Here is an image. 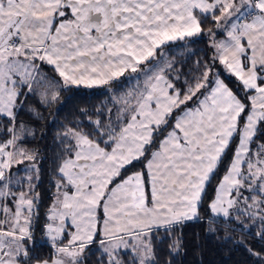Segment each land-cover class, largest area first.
<instances>
[{
  "label": "snow or ice",
  "instance_id": "6c2138e0",
  "mask_svg": "<svg viewBox=\"0 0 264 264\" xmlns=\"http://www.w3.org/2000/svg\"><path fill=\"white\" fill-rule=\"evenodd\" d=\"M209 20L223 39L204 28ZM204 34L211 63L180 71L166 48ZM70 86H107L111 107L60 134L44 233L51 253L42 257L33 245L37 156L24 147L32 133L17 114L29 95L51 106ZM259 125L264 0H0V264H85L89 254L96 264H158L161 232L199 219L232 144L207 223L222 217L243 226V216L259 222L264 239ZM135 162L144 168L130 172ZM172 241L175 250L180 241ZM249 252L264 264V254Z\"/></svg>",
  "mask_w": 264,
  "mask_h": 264
},
{
  "label": "trees",
  "instance_id": "16d2710c",
  "mask_svg": "<svg viewBox=\"0 0 264 264\" xmlns=\"http://www.w3.org/2000/svg\"><path fill=\"white\" fill-rule=\"evenodd\" d=\"M204 28H212L213 31H216V39L224 37L216 30L211 20L204 25ZM211 44L212 38L204 34L192 38L186 46L184 42L179 41L170 44L165 51L170 59L175 60L180 71L185 72L193 69L197 61L211 63L209 60L213 55ZM44 71L49 77H56V73L51 71L50 67H46ZM123 79L121 78V81ZM229 86L231 87L232 84L230 83ZM111 87L123 90L117 83ZM106 88L107 86L92 89L83 86H70L60 92L59 101L51 106L42 105L36 95H29L18 111L17 125L23 123L25 128L32 133L26 135L24 147L36 153L35 163L39 168L36 191L39 193L40 199L37 204V216L33 231V245L38 256L47 257L51 253V247L44 233L45 224L48 222L46 213L55 193L56 170L60 158L64 154V143L60 134L68 127L78 124L86 125L85 113L95 119V110L102 109V106L109 102ZM108 106L111 107V104L108 103ZM3 124L4 128L8 127L6 120L3 121ZM5 138H7L6 134L0 129V140ZM162 138L163 136L160 137V139ZM254 139L256 143H264V125L258 126ZM235 146V144L230 145L223 157V164L218 167L206 186V195L200 208L199 219L184 222L167 236L161 232L162 239L160 242H156L158 264H257L256 257L251 255L249 249L264 254V239L258 235L261 231L258 221L253 223L242 216L240 220L243 221V226H241V223L236 220L212 217L214 223L211 226L207 223L210 219L208 201L215 195V189L225 174L232 156V149ZM28 166L29 162L27 161L24 165L19 166L21 175H23V169ZM143 168L144 164L135 162L134 166H130V172ZM210 227L215 231H210ZM173 237L180 241L179 247L175 250L170 248ZM96 261L97 256L89 254L85 264H96Z\"/></svg>",
  "mask_w": 264,
  "mask_h": 264
},
{
  "label": "rangeland",
  "instance_id": "374dc122",
  "mask_svg": "<svg viewBox=\"0 0 264 264\" xmlns=\"http://www.w3.org/2000/svg\"><path fill=\"white\" fill-rule=\"evenodd\" d=\"M224 38V37H223ZM223 38H217V40H219V39H223Z\"/></svg>",
  "mask_w": 264,
  "mask_h": 264
}]
</instances>
